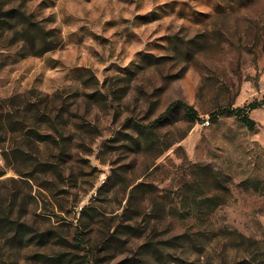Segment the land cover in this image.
Segmentation results:
<instances>
[{
    "label": "rangeland",
    "instance_id": "obj_1",
    "mask_svg": "<svg viewBox=\"0 0 264 264\" xmlns=\"http://www.w3.org/2000/svg\"><path fill=\"white\" fill-rule=\"evenodd\" d=\"M8 9L48 41L0 26V264H264V0Z\"/></svg>",
    "mask_w": 264,
    "mask_h": 264
},
{
    "label": "trees",
    "instance_id": "obj_2",
    "mask_svg": "<svg viewBox=\"0 0 264 264\" xmlns=\"http://www.w3.org/2000/svg\"><path fill=\"white\" fill-rule=\"evenodd\" d=\"M16 18H20L17 21V24L13 22ZM8 25L11 27H17L18 28L17 31H20L23 33V38L26 40H31L33 45H36V42H38V39H41L40 43H42V45L47 44L48 33L43 32L45 36L44 38H40L37 35V32L39 31L41 32V29H38L40 28L39 25L36 24V22L32 21L30 15L24 10L22 12H19V11L17 12V11H14V9H8L5 14L0 15V26L2 28H6L8 27ZM56 42H58V38H56L55 40H52L49 45L43 48L42 51H47V50L55 48L57 46ZM177 106L185 107L186 113L191 120H194L197 118L198 112L192 105H190L189 103L185 101L177 100L173 102L167 108V110L159 116L157 121H159L161 118H164L169 112H171ZM258 106L259 104L257 102H252L249 104L250 109H255ZM222 113L235 114L245 125H247L250 128H254L256 125L255 120L249 116L248 112L244 108L238 107L234 109H226L222 111Z\"/></svg>",
    "mask_w": 264,
    "mask_h": 264
}]
</instances>
